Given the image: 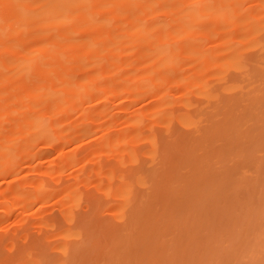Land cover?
Instances as JSON below:
<instances>
[{
	"label": "bare ground",
	"instance_id": "1",
	"mask_svg": "<svg viewBox=\"0 0 264 264\" xmlns=\"http://www.w3.org/2000/svg\"><path fill=\"white\" fill-rule=\"evenodd\" d=\"M9 1L22 6L19 21L5 23L10 27L2 23L0 37L38 33L33 50L47 51L43 66L55 59L80 58L81 53L64 48L73 44L78 48L81 36L75 33L81 26L98 23L108 31L119 14H126L135 21L125 35L117 34L112 47H121L128 36L151 42L147 60H155L156 66L148 88L165 74L170 78L180 74L176 68L183 46L196 56L197 74L219 65L214 79L220 82L214 85L204 77L198 89L204 97L201 102L190 98L191 110L167 112L168 122L177 118L189 131L144 135L151 141L145 151L148 159L125 174L115 189L124 198L117 206L119 223L84 214L77 227L61 231L68 238L58 245L62 256L47 249L37 256V248L26 247L12 263L264 264V0H39L31 16L34 25L19 22L27 18L25 6L37 0ZM141 13L156 18L148 22L139 18ZM161 13L174 18L161 20L157 16ZM78 15L83 23L79 19L69 27L67 23ZM234 26L236 35L231 31ZM203 28L217 35L222 48H199L202 37L196 35ZM10 43L15 47L14 41ZM83 43L87 49L99 47L101 35H91ZM21 56L12 61L19 71L30 70L31 62L40 57ZM144 72L142 67V78ZM162 101L172 102L166 95Z\"/></svg>",
	"mask_w": 264,
	"mask_h": 264
},
{
	"label": "rangeland",
	"instance_id": "2",
	"mask_svg": "<svg viewBox=\"0 0 264 264\" xmlns=\"http://www.w3.org/2000/svg\"><path fill=\"white\" fill-rule=\"evenodd\" d=\"M13 3L0 0V25L19 21L22 6ZM38 5L39 0L27 4V18L19 24L33 23L31 16ZM141 16L148 22L156 18V14ZM157 16L164 21L174 18L170 13ZM135 18L119 14L108 31L98 23L81 26L75 33L81 36L79 49L72 42L70 48L66 49L67 43L63 46L69 53H81L80 58L55 59L47 67L41 60L47 51L33 50L38 33L0 37V264H13L12 259L20 258L26 247L37 248V256L45 249L62 256L58 245L68 238L61 231L77 227L84 214L119 223L117 206L124 198L115 189L125 174L138 170L139 163L148 159L145 151L151 141L144 135L189 131L177 118L168 122L167 112L191 110L190 98L201 102L204 97L198 89L204 77L214 85L220 83L214 79L219 65L204 68L202 76L197 74L196 56L183 46L176 68L180 74L175 78L165 74L159 84L148 88L153 80L150 71L156 66L155 60H147L151 42L143 44L128 36L121 47H112L117 34L125 35ZM79 19L83 23L78 15L68 26L79 24ZM207 31L195 32L202 37L199 48H222L217 35ZM231 31L238 33L235 26ZM94 34L101 35V46L87 49L84 39ZM129 40L132 48L126 54ZM21 55L40 57L31 62L30 70L19 71L12 61ZM142 67L146 69L143 78ZM138 78L141 83L134 86ZM163 95L172 102L164 103Z\"/></svg>",
	"mask_w": 264,
	"mask_h": 264
}]
</instances>
